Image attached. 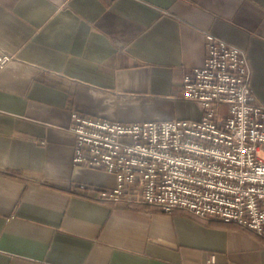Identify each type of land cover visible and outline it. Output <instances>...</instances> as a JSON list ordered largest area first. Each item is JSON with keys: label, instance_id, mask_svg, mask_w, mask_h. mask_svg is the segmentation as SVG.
<instances>
[{"label": "crops", "instance_id": "crops-1", "mask_svg": "<svg viewBox=\"0 0 264 264\" xmlns=\"http://www.w3.org/2000/svg\"><path fill=\"white\" fill-rule=\"evenodd\" d=\"M207 33L244 51L264 107V0H0V264H264L239 225L73 191L116 181L73 165L71 113L199 119L181 84Z\"/></svg>", "mask_w": 264, "mask_h": 264}, {"label": "built area", "instance_id": "built-area-1", "mask_svg": "<svg viewBox=\"0 0 264 264\" xmlns=\"http://www.w3.org/2000/svg\"><path fill=\"white\" fill-rule=\"evenodd\" d=\"M205 65L183 73L199 119L122 123L71 113L73 165L113 174V188L77 184L97 201L182 209L264 239V107L244 51L206 34ZM12 57L0 53V66ZM214 257L210 258L212 262Z\"/></svg>", "mask_w": 264, "mask_h": 264}]
</instances>
